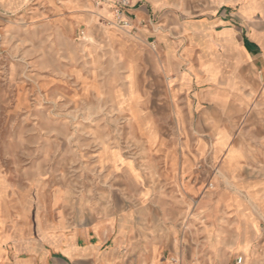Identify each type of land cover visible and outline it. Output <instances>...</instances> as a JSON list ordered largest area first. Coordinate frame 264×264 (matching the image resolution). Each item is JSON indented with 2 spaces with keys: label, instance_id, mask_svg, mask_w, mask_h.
Here are the masks:
<instances>
[{
  "label": "rangeland",
  "instance_id": "rangeland-1",
  "mask_svg": "<svg viewBox=\"0 0 264 264\" xmlns=\"http://www.w3.org/2000/svg\"><path fill=\"white\" fill-rule=\"evenodd\" d=\"M116 1L0 0V264H75L55 244L94 223L106 261L264 264V104L173 98L156 34L209 9L126 28Z\"/></svg>",
  "mask_w": 264,
  "mask_h": 264
},
{
  "label": "crops",
  "instance_id": "crops-1",
  "mask_svg": "<svg viewBox=\"0 0 264 264\" xmlns=\"http://www.w3.org/2000/svg\"><path fill=\"white\" fill-rule=\"evenodd\" d=\"M170 3L131 0L128 12L138 24L149 15V9H170ZM173 4L180 9H209L202 18L183 20L176 29L156 34L157 63L173 98L188 94L194 104L216 109L233 106L244 110L255 103L264 104V0H174ZM214 142L205 152L207 157L213 152L216 157L222 155L217 152L226 147L225 134ZM172 172L176 177L171 179L180 181L170 184L181 183L186 188V171ZM125 214L123 221L114 225L120 234L127 228L129 214ZM105 229L94 223L62 235L55 246H60L63 258L75 264H119L105 260L122 252L119 241L106 246L110 237Z\"/></svg>",
  "mask_w": 264,
  "mask_h": 264
},
{
  "label": "built area",
  "instance_id": "built-area-1",
  "mask_svg": "<svg viewBox=\"0 0 264 264\" xmlns=\"http://www.w3.org/2000/svg\"><path fill=\"white\" fill-rule=\"evenodd\" d=\"M131 7V0H117L116 6H115V20L117 23L121 26H124L126 28H130L133 23V15L128 12V8ZM237 264L242 263V258L240 257L237 262Z\"/></svg>",
  "mask_w": 264,
  "mask_h": 264
}]
</instances>
